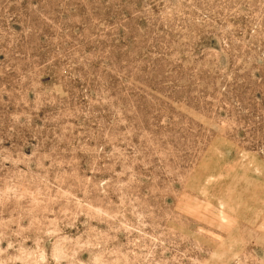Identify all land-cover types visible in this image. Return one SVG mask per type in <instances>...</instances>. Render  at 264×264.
<instances>
[{"label":"rangeland","instance_id":"374dc122","mask_svg":"<svg viewBox=\"0 0 264 264\" xmlns=\"http://www.w3.org/2000/svg\"><path fill=\"white\" fill-rule=\"evenodd\" d=\"M0 264H264V0H0Z\"/></svg>","mask_w":264,"mask_h":264}]
</instances>
